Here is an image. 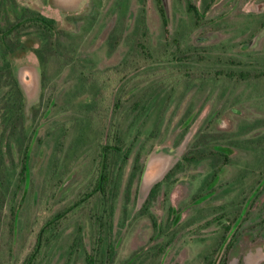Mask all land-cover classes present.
<instances>
[{
	"label": "trees",
	"instance_id": "1",
	"mask_svg": "<svg viewBox=\"0 0 264 264\" xmlns=\"http://www.w3.org/2000/svg\"><path fill=\"white\" fill-rule=\"evenodd\" d=\"M130 1L120 0L122 8L115 7L118 16L107 36L109 53L120 44L125 48L124 53L116 63L99 68L80 55L77 36L58 27L54 18L38 9L18 6L15 0H0V250L6 247L11 257L19 197L23 191L28 190L25 197L27 215L42 204L46 205L47 213L31 250L20 264H52L53 261L76 264L79 257L83 264H114L116 201L133 147L147 124L152 121L155 133L176 91L194 82H220L235 87H257L262 83L264 89V56H256L254 64H249L228 53L222 44L193 46L178 32L170 38L162 0H152L162 30V41L154 43L147 25V0H136L139 7L133 26L127 28ZM213 1L202 0L199 11L186 0L185 10L192 27L202 25ZM262 17L264 15L259 20V30L264 28ZM26 36H34L39 41L34 53L39 62L43 112L54 111L61 118L70 119L59 121L44 133L51 146L38 188L30 179L36 131L29 132L26 127L25 96L10 60L11 55L24 49ZM65 71L63 84L67 88L61 90L56 80ZM262 128L264 120L256 119L241 132L249 135ZM219 138L226 141L227 149L218 146ZM231 147L259 155L264 149V136L229 139L222 135H198L180 160L152 186L142 205L141 214L151 223L150 240L156 243L157 251L152 253L146 249L139 255L133 254L125 264H158L166 248L197 221L204 222L201 227L205 230L217 227L199 262L226 264L238 229L248 221V209L255 193L264 186L263 156H257L253 163L259 175L256 184L242 189L225 204L197 210L186 227L180 226L178 211L171 206L165 221L160 223L149 209L162 188L174 185L176 176L186 167L202 162L209 166V172L191 201L200 204L214 196V183L222 169L231 164L228 152ZM80 162L85 163L83 169L87 170L80 179V190L70 201H62L58 191ZM142 168L137 153L125 184L127 195L133 183L139 180ZM228 193L227 190L224 195Z\"/></svg>",
	"mask_w": 264,
	"mask_h": 264
},
{
	"label": "rangeland",
	"instance_id": "2",
	"mask_svg": "<svg viewBox=\"0 0 264 264\" xmlns=\"http://www.w3.org/2000/svg\"><path fill=\"white\" fill-rule=\"evenodd\" d=\"M201 11L202 0H189ZM18 6L42 11L54 18L58 27L77 36L80 55L97 67L102 68L116 63L124 53L120 44L109 53L107 36L118 11L115 7L123 6L120 0H15ZM168 25L167 33L171 38L175 32L182 35L185 42L193 46L222 44L227 52L251 63L256 56H264V28L258 29L261 15H264V0H214L205 14L200 27H192L189 14L185 10L186 0H162ZM139 3L130 1L127 28L131 29ZM147 25L151 40L162 41L160 20L152 0L146 2ZM264 18V17H262ZM257 29L259 31H257ZM255 33V34H253ZM24 49L10 56L15 77L25 96V123L28 131H36L32 145L30 161V179L39 186L42 169L50 150V142L44 137L45 131L52 125L66 122L54 111L43 112L40 99L39 62L35 49L39 41L34 36L23 38ZM53 71V66H51ZM67 71L58 77L57 87L65 90L64 77ZM62 85V86H61ZM256 119L264 120L263 85L238 86L220 82H194L180 87L172 97L160 127L155 133L152 121L147 124L136 140L131 157L125 168L121 191L116 201L114 221V245L116 259L114 264H125L129 257L149 249L156 252L155 242L151 241L152 228L148 218L141 214L142 205L152 186L161 181L165 173L187 152L191 142L198 136L212 134L231 138H257L264 136V128L243 135L242 128ZM243 136H240V135ZM245 134V133H244ZM220 142V143H219ZM218 146L226 148V141L218 139ZM264 148V147H263ZM231 164L222 169V173L213 186L214 196L205 202L196 204L191 198L199 189L209 172V166L202 162L186 167L176 178L171 187L162 188L156 201L149 209L157 222H164L167 209L171 206L178 211L180 226L194 218L197 210L225 204L237 197L242 189H249L256 184L259 175L253 166L257 156L264 157V149L259 155L228 148ZM139 153L143 163L139 180L135 181L127 195L125 184L132 165L133 157ZM90 159V158H89ZM80 162L58 191V198L70 201L80 190V179L87 170ZM262 169V168H261ZM263 179V178H262ZM90 176L87 178V182ZM262 182V180H260ZM85 183V182H84ZM82 184V183H81ZM261 184V183H260ZM259 184V185H260ZM228 190V194L224 195ZM28 191V190H27ZM26 192L19 197L17 230L8 250H0V264H20L22 258L31 250L34 237L44 221L46 205H40L27 215L25 208ZM226 191V192H225ZM24 199V200H23ZM248 221L238 229L233 248L227 254L226 264H264V186L255 193L251 203ZM174 212V213H175ZM220 213H217V215ZM204 222L187 227L181 235L168 246L158 264H202L200 255L208 248L217 227L202 229ZM153 248V249H151ZM52 264H61L59 261ZM76 264H83L79 257ZM147 264V263H146Z\"/></svg>",
	"mask_w": 264,
	"mask_h": 264
}]
</instances>
